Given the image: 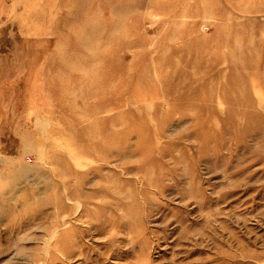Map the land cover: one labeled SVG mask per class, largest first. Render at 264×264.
Returning a JSON list of instances; mask_svg holds the SVG:
<instances>
[{
  "label": "rangeland",
  "instance_id": "1",
  "mask_svg": "<svg viewBox=\"0 0 264 264\" xmlns=\"http://www.w3.org/2000/svg\"><path fill=\"white\" fill-rule=\"evenodd\" d=\"M0 264H264V0H0Z\"/></svg>",
  "mask_w": 264,
  "mask_h": 264
},
{
  "label": "bare ground",
  "instance_id": "2",
  "mask_svg": "<svg viewBox=\"0 0 264 264\" xmlns=\"http://www.w3.org/2000/svg\"><path fill=\"white\" fill-rule=\"evenodd\" d=\"M66 193V192H65Z\"/></svg>",
  "mask_w": 264,
  "mask_h": 264
}]
</instances>
